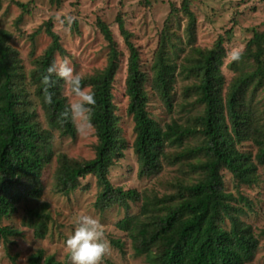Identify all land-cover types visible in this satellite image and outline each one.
<instances>
[{"label":"trees","instance_id":"1","mask_svg":"<svg viewBox=\"0 0 264 264\" xmlns=\"http://www.w3.org/2000/svg\"><path fill=\"white\" fill-rule=\"evenodd\" d=\"M17 5L25 9L24 4ZM190 5L191 0H183L180 8L187 16L186 45L190 49L185 54L178 29L169 23L178 11L172 3L155 58L147 70L123 15L119 13L115 21L129 51L124 88L129 99L127 113L134 122L132 148L138 177H152L167 163L186 168L187 174L195 176L193 181H177L172 186L174 193L163 196L125 190L111 183L110 170L124 157L126 148L113 93L122 52L110 26L98 19L96 25L109 44L108 63L80 81L82 88L95 94L91 111V126L98 141L95 157L80 161L66 154L56 156L52 192L70 197L83 181L95 178L100 189L95 208L105 211L118 206L125 210L117 227L127 233L135 254L144 256L146 264H254L259 239L240 218L245 212L239 203L248 206V199L226 192L222 172H229L237 186L258 183L259 170L264 181V30L254 31L239 59L230 64L234 75L226 81L221 67L227 57L225 44L230 40V31L220 36L212 48L197 46L196 16ZM45 29L51 43L34 60L30 80L51 129L42 128L37 121L25 88L21 60L10 45L12 36L0 29V222L10 217L21 201L42 197L43 176L53 162L51 130L63 137L75 138L77 134L75 122L59 116L68 101L62 94L64 81L54 74L55 83L48 89L52 100L45 102L42 77L57 55H67L51 21L45 23ZM177 77L191 81L181 88L179 101L175 99ZM147 84L167 111L178 110L183 120L174 118L163 126L154 120L148 110ZM197 107L201 111L193 114ZM195 140L198 142L192 144ZM245 142L256 148L255 154L239 149ZM167 148L177 151L167 153ZM138 203V214L131 215V205ZM47 209L44 203L41 208L27 210L26 222L35 238L43 239L48 231L51 214ZM16 235L12 227H0V238L6 243ZM112 243L122 248L119 241ZM28 264L68 263L38 250L29 257Z\"/></svg>","mask_w":264,"mask_h":264},{"label":"rangeland","instance_id":"2","mask_svg":"<svg viewBox=\"0 0 264 264\" xmlns=\"http://www.w3.org/2000/svg\"><path fill=\"white\" fill-rule=\"evenodd\" d=\"M183 0H0V29H4L12 36L10 45L18 52L25 75V88L30 95L32 110L36 112L37 121L42 128L51 129L40 101L34 95L35 86L31 82L30 74L35 69L34 60L40 58L51 43L47 35L45 23L51 21L53 31L61 37V43L67 52L66 56H56L58 64L64 58L70 62L74 74L81 78L93 75L103 70L108 63L109 44L97 27V20L107 23L122 52L119 70L116 76L115 104L119 118L120 136L126 144L124 157L110 170L109 179L116 187L125 190L136 189L140 193L149 195L174 193L172 186L177 181H193L195 176L189 175L187 169L179 165L163 163L161 171L148 178L138 177L137 157L132 144L135 138L133 132L134 122L127 113L128 97L125 94V79L127 75V61L129 51L124 38L119 32L116 17L119 13L125 19L126 28L132 33V41L141 54L144 69H150L158 48L160 33L169 18L172 3L178 8L169 23L178 29L181 35L185 54L190 49L186 38L187 16L180 10ZM17 3L24 4L25 9ZM191 11L196 16L195 43L201 48H212L220 36L230 40L225 44L227 57L221 67L226 81L234 75L230 69L233 62V53H242L253 37L254 31L264 30V0H191ZM71 16L70 25L61 23ZM76 23V26H75ZM38 30L41 32L33 37ZM182 57V55H181ZM177 77L175 99L181 96V88L190 84ZM86 90H90L86 88ZM149 93L148 110L151 117L161 126L177 118L183 120L184 116L178 110L169 113L154 91L147 84ZM62 94L67 97L68 103L75 99L69 84H63ZM264 94H262V97ZM264 100V99H263ZM179 101V100H178ZM199 107L193 110L196 114ZM201 111V110H200ZM77 134L75 138L63 137L56 130H51L50 139L53 150V162L49 164L43 176L44 192L41 198L21 201L16 211L0 222V227H12L17 235L10 237L6 243L0 238V264H28L29 257L38 250H44L46 256H55L58 261L71 264L69 250L65 246L66 238L72 233L76 217L80 214L94 216L101 224L107 250L101 257L99 264H146L144 256H137L132 241L126 232L117 227L126 212L123 208L113 206L105 211L95 208V202L100 189L93 177L83 181L81 188L70 197L57 195L52 192L54 184L55 159L60 154H66L72 159L80 161L91 160L95 157V147L98 143L95 130L92 126L81 129L79 121L75 122ZM195 140L192 144H196ZM243 152L256 153V148L245 142L239 147ZM177 150L167 148V153ZM224 188L236 198L243 196L248 199V206L239 203L245 214L241 220L250 225L259 239L253 263L264 264V181L261 170L258 174L260 180L252 186H237L232 175L222 172ZM47 203L51 220L48 222V231L43 239L35 238L33 228L26 222L27 210L41 208ZM140 204L131 205L129 213L137 215ZM226 227L229 222L226 221ZM119 241L120 249L112 243Z\"/></svg>","mask_w":264,"mask_h":264},{"label":"clouds","instance_id":"3","mask_svg":"<svg viewBox=\"0 0 264 264\" xmlns=\"http://www.w3.org/2000/svg\"><path fill=\"white\" fill-rule=\"evenodd\" d=\"M72 17L68 16L61 23L70 25ZM239 53H233V59H239ZM43 77L45 102L51 103L52 93L48 91L55 83V77L63 80L71 87L74 100L67 103L59 114L62 120L79 121L81 129L91 126V111L95 105V94L81 87V77L74 74L67 58L58 64L53 61ZM65 246L70 253L71 264H99L107 250V242L100 222L92 215L80 214L76 217L72 233L66 238Z\"/></svg>","mask_w":264,"mask_h":264}]
</instances>
